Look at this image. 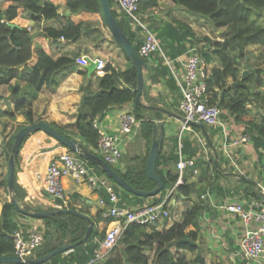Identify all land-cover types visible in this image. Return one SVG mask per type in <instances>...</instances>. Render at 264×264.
I'll return each instance as SVG.
<instances>
[{
  "label": "trees",
  "instance_id": "16d2710c",
  "mask_svg": "<svg viewBox=\"0 0 264 264\" xmlns=\"http://www.w3.org/2000/svg\"><path fill=\"white\" fill-rule=\"evenodd\" d=\"M62 1L70 13L98 14L103 27L106 28L102 20L100 0ZM169 1L190 15L207 19L217 31L224 29L221 30L220 40L213 41L207 37H195L188 25L172 19L160 23H150V28L156 37L167 39V55L170 58L185 53L187 51L185 43L187 42L190 47L196 41L204 42L198 53L207 62L210 61L211 55H215L219 62V67L210 69L206 79L211 103L217 102L218 107L226 110L235 122L245 125L246 132L249 133L251 139L257 145H261L264 139L262 116L264 111V68L251 66L250 70H245L240 77L238 73L247 46H260L264 50V0ZM109 3L112 6L111 0ZM154 5H156V0H140L139 11ZM112 13L116 19L115 13L113 11ZM24 14L29 15L34 22L56 19L59 14L57 6L53 3L40 4L36 0L0 1V87L7 85L10 91L9 96L16 99L13 113H7L0 109V118L14 119L15 114L20 113L26 117L29 124H32L31 103L37 98L41 88L50 86L54 89L68 75L77 71L74 58H51L47 53L50 43L61 37L76 39L81 32L85 35L98 33L94 37L97 41L103 38L99 37L98 30L89 26L87 22L70 25L61 30L44 28L38 34L31 36L27 30V22L23 19ZM116 21L138 55L136 34L130 31L129 25L121 23L117 19ZM11 25L13 26L11 27ZM111 40L115 44L112 37ZM123 56L129 67L119 70L107 62L103 70L104 73L101 76H95L97 91L91 92L89 81L80 87L82 96L74 123L63 127L53 123L48 125L71 139H75L74 136H76L83 153L99 157L95 151L98 134L92 127V120L111 107L132 104V113L140 120V135L146 140V152L144 156L131 158V162L124 167L123 171L113 169L132 188L149 191L156 187V182L148 179L145 173L148 146L153 134V122H151L153 118L143 116L142 111L143 109L145 111V107L134 106L136 71L126 56L124 54ZM157 67H149V75L153 81H156L157 76L161 74ZM152 69H155L157 73L153 75ZM13 78L23 80L24 84L20 85L16 80L13 85H9ZM227 78H231L232 83H240V85L227 84ZM141 95H146L145 88ZM246 104L258 109L257 114L252 116L251 109L246 108ZM153 113L157 120L161 119L160 113ZM23 127L18 126L15 133ZM193 128L198 129L195 126ZM15 133L10 139H14ZM29 135L31 134L23 138L20 147ZM4 146L10 153L12 147L10 141H7ZM79 157L97 172L99 171L95 163L86 160L82 155ZM176 159L175 152L167 156H164L161 151L159 152L155 172L163 183L162 190L171 188L177 180V174L172 173L169 169V165ZM211 168L216 173L214 164ZM0 186L4 188L6 195V199L3 202L0 201V256H7L14 254L12 233L17 228L15 216L22 214L15 211L12 198L16 200L19 209L27 213L56 211L57 209H41L25 204L23 202L25 192L16 183L15 170L11 194L8 190L7 173L0 182ZM202 189L203 186L197 187L193 183L184 181L181 185L176 186L172 194L174 202L169 214L171 226L166 230H158L155 226L126 225L116 246L103 264H216L210 257L198 253L197 240L201 233L205 205L198 198L189 205L185 203L191 194L199 195ZM119 193L121 192L119 191ZM122 193L124 197L130 196L136 200L149 198L136 196L129 192ZM252 195V197L258 196L256 193H252ZM67 209L75 210L84 217L71 213H54L40 219L44 226V240L30 259L39 258L58 246L77 242L84 236L88 221L92 223V230L87 240L68 251V257L60 253L47 262L51 264H83L91 257L97 246L95 239L101 240L105 233V226L99 230L98 223L104 222L106 225L111 221V218L102 217L103 210L98 211L95 216H90L74 206H69ZM53 234L56 236L54 237Z\"/></svg>",
  "mask_w": 264,
  "mask_h": 264
},
{
  "label": "crops",
  "instance_id": "0c3cea01",
  "mask_svg": "<svg viewBox=\"0 0 264 264\" xmlns=\"http://www.w3.org/2000/svg\"><path fill=\"white\" fill-rule=\"evenodd\" d=\"M60 3H63L65 6L63 1L57 3L54 2L53 4ZM63 9H65L64 12H62V9H57L59 14L58 18L49 21H39L40 31L44 28L61 30L68 28L70 25H78L88 21H91L92 23L98 16V14L85 12L73 14L69 12L66 6ZM111 9H113V5L111 6ZM174 9L175 10L172 11L169 16L165 17H147L145 14L142 16L147 17L149 23H160L171 19L184 23L191 28L194 36L198 38L199 34L197 26L200 23L201 18L188 14L180 7ZM23 19L28 25H33L36 28V22L32 21L29 15L24 14ZM119 20H122L128 25L125 18H119ZM92 27H94V24ZM102 31L103 30H101V33ZM221 32V30L216 31L217 40H220L219 36L221 35ZM72 34H75V32H72ZM90 36L92 35H85L81 32L76 39L60 38L56 41H52L49 45L47 53L52 59H57L59 57L73 59L79 55H88L91 57L98 56L114 66L111 61L107 60V55L105 54H101L99 52L86 53L87 51H85L84 47L86 46V41ZM106 38V34H103L102 41L104 43H108ZM203 44V41H196L190 47L188 42L185 43L187 51L171 58L172 71L163 65L159 59L151 61L154 63L153 68L158 66L157 69L161 73L157 76L156 81L151 80L147 69H142L146 95H141L140 100L142 104L147 106L143 116L153 118L156 123L163 122L164 132L160 151L164 156L175 152L177 134L182 122L178 118L181 117V114L177 110V106L181 98L179 82L183 76L184 61L190 53H198ZM117 49H119L122 54L120 48L117 47ZM247 49L248 46L245 48V57H247ZM109 54L116 61L117 67L114 66L115 69L125 70L129 67V64L123 54L120 55L118 51H116V48ZM209 59L210 61H206L209 71L212 68L219 67V62L215 55H211ZM76 70L77 71L68 75L56 88L53 89L50 86H43L41 88L37 98L31 103L32 123L41 121L47 124L53 123L59 127H63L75 122L77 108L82 96L80 87L86 85L87 81H89V88L91 92H95L98 89L95 77L98 75L92 73L87 76L85 70L78 67ZM244 71L245 70L240 73L239 69L238 76L240 77ZM151 72L153 75L157 73L155 69H152ZM16 80L20 85L24 84L23 80L13 78L9 82V85H13ZM226 82L227 84H231L232 79L227 78ZM9 94L10 91L8 86L2 85L0 87V109L7 113H13L16 99L9 96ZM249 108L251 109V114L255 108L253 106H250ZM132 109V104H123L107 109L102 115L96 117L99 127L105 132L112 134L117 133L119 128V115L122 112H132ZM220 111L221 119L226 127L225 139L217 127L203 126V130L199 128L194 129L196 132L200 131L202 136L206 139V147L201 148L196 140L191 139V135L189 133L183 134V155L187 158L197 156L194 170L188 169L184 173L183 181L185 183H193L197 187L203 186L199 195L208 189L212 193V198L214 200V204L202 201L206 209L202 215L201 233L197 240L199 251L201 252V250H204L209 256L215 255L218 259L226 262V264H241L232 256L236 250V241L240 234V229L238 228L240 224L233 217H230L219 209V206L223 202L227 201V198L230 196L235 199L249 198L253 196L252 193H256V185H254L255 182L264 184V145L263 143L261 145H257L250 137L248 142L240 144V146L238 145L237 148L232 147L230 145L232 140L236 139L241 134L246 133L249 135V133L246 132L245 125L235 122L226 110L220 108ZM153 112L160 113L161 119L157 120L155 113ZM27 125H29V123L26 117L20 113H16L14 119H10L8 117L0 118V140L5 133L12 132L18 126ZM139 126L135 129V131L123 138L121 143V156L131 152V149H133L134 146L138 147V157L145 155L146 140L140 135ZM43 133V131L31 133L18 150L15 165V178L16 182L24 190L25 196L29 198V206L34 207L35 205H49L54 208V204L48 202L42 191L44 171L50 160L56 158L59 154L64 152L66 148L54 138ZM52 141L56 142L53 144ZM136 144L139 146H136ZM228 144L231 152L234 154L233 163L235 167H233V164L225 160L223 154V145L227 146ZM144 147L145 152H143ZM137 155L138 154L135 152L133 156L131 155L130 160ZM130 160L127 164L131 162ZM174 164L175 162H172L169 165V169L172 173H176ZM212 164L215 165L216 173H214L211 168ZM116 166V169L122 171L124 170L119 162ZM1 181L2 180L0 178V182ZM62 183L67 196L68 207L74 206L76 208H80L84 213H87L90 216H95L98 211L102 210V208H100L96 203L98 194L91 192L86 184L75 183L69 177L62 178ZM244 183L248 184L245 185ZM241 184L247 189H243ZM249 187L250 189H248ZM1 188L3 187L0 186V194L2 190ZM118 195L120 203L131 208L147 201L154 202L158 200L153 197L136 200L130 196L124 197L119 192ZM199 195L191 194V197L187 201L191 203L194 197V201H196ZM33 199L35 201V205L31 202ZM0 201L3 202L4 200L0 198ZM173 202L174 199H172L171 204H173ZM15 221L17 226L21 228L43 225L42 220L22 214H17L15 216ZM171 224V222H168V227H170ZM104 226V222L98 223L99 230ZM156 228L159 230L161 226L158 225ZM63 256L68 257V253H63ZM48 264L51 263L48 262Z\"/></svg>",
  "mask_w": 264,
  "mask_h": 264
},
{
  "label": "built area",
  "instance_id": "2783aa9c",
  "mask_svg": "<svg viewBox=\"0 0 264 264\" xmlns=\"http://www.w3.org/2000/svg\"><path fill=\"white\" fill-rule=\"evenodd\" d=\"M42 3H54V0H36ZM112 11L116 18H125L130 30L136 34L138 42V56L146 59L149 67H153L154 59L172 71V60L167 55V39L155 36L150 28L147 17L140 14V0H111ZM30 32V27H27ZM62 39V37H61ZM88 60L95 63L94 72L101 76L104 72L106 61L98 56L79 55L74 58L76 66L82 70L88 64ZM149 72V69H147ZM209 75L208 65L199 53L187 55L183 64V76L179 82L180 101L177 110L181 114L182 122L177 134L175 153L177 159L174 167L177 180L171 188L166 190L164 196L157 201H147L136 207H128L120 203L118 191L107 177L100 175L90 167L85 160L81 159L68 149L50 160L44 171L42 191L48 202L54 204L55 209L68 207L62 178L69 177L75 183H84L87 187L98 194L97 205L102 208V217L111 218L105 225L104 237L95 239L97 243L91 257L83 264H103L117 244L118 238L124 227L128 224L143 225L146 227L162 226L170 221L171 201L174 188L183 183L184 173L188 169L194 170L197 156L187 158L183 155V134L189 133L192 140H196L201 148L206 147V139L201 132L189 122L199 123L207 127H217L226 138V127L221 119V111L217 102L211 103V95L207 91L206 79ZM246 108L250 105L246 104ZM264 119V111L262 112ZM140 125L132 112H122L119 115V128L117 133H108L99 127L97 119L92 120V127L97 131L95 151L98 156L108 165L117 164L121 158V143L123 138L135 131ZM250 140L246 133L232 140L230 145L237 146ZM264 145V139H263ZM223 154L227 162L233 164L234 154L229 144L223 145ZM257 197L235 199L231 196L223 202L219 209L233 217L240 224V234L236 241V250L232 256L241 264H264V184L255 182ZM99 192V193H98ZM154 198V197H153ZM198 199L203 202L214 204L212 193L206 189ZM14 243V255L22 259L30 258L40 248L44 240V226H17L12 233Z\"/></svg>",
  "mask_w": 264,
  "mask_h": 264
},
{
  "label": "water",
  "instance_id": "95a60500",
  "mask_svg": "<svg viewBox=\"0 0 264 264\" xmlns=\"http://www.w3.org/2000/svg\"><path fill=\"white\" fill-rule=\"evenodd\" d=\"M100 6H101V14H102V20H103L104 26L106 27L109 35L118 45L122 53L130 61V63L133 65L136 71V95H135L134 102H133L134 106L140 105V106L147 108V106L142 104L140 98H141V93L144 89L142 69L143 68L149 69L148 64L144 59L140 58L135 53L130 40L124 34L122 29L119 27L115 17L113 16L109 0H100ZM12 26L13 25H11V27ZM94 68H95V63L92 60H88V64L84 67V70L87 76L91 75L94 72ZM237 85H240V83H233V86H237ZM178 118L182 121L181 117H178ZM151 122H153V128H152L153 134H152L151 144L148 149V153L146 157L145 173L148 179L156 182V187L154 189L149 190V191H141V190L132 188L125 181H123V179L117 174V172L110 165L106 164L100 157L90 156L88 154L83 153L79 147V143L77 140L71 139L53 130L47 123L40 121V122H35L27 126H24L21 130H19L14 135V142L12 144L10 155L7 161V182H8L9 193L11 194V191H12L14 170H15V165H16V156L18 154V150H19V147H20V144L23 138L26 135L31 134L33 132L43 131L50 137L54 138L57 142H59L62 146H64L69 151L75 154H78V155H82L86 160L95 163L97 167L104 173V175L108 179L113 181L116 185L121 187L123 190L133 195L140 196V197H153L156 194H158L163 188V183L161 181V178L155 172V167H156L155 164H156V159L159 155V152L162 146L164 124L163 122L156 123L154 122L153 119H151ZM189 125L195 126L203 130L202 124L189 122ZM12 203H13V206L16 212H20L24 215H28L30 217L37 218V219L45 218L54 213H57V214L71 213V214H75L76 216L84 217V215L78 213L77 211L67 209V208L58 209L56 211L27 213L19 209L16 200L13 198H12ZM91 230H92V223L88 221V227L84 233V236L77 242H74L72 244H65V245L58 246L39 258L22 259L19 256L14 255V254L7 255V256H0V264H45L55 255L71 251L77 245L83 244L89 237Z\"/></svg>",
  "mask_w": 264,
  "mask_h": 264
},
{
  "label": "rangeland",
  "instance_id": "374dc122",
  "mask_svg": "<svg viewBox=\"0 0 264 264\" xmlns=\"http://www.w3.org/2000/svg\"><path fill=\"white\" fill-rule=\"evenodd\" d=\"M53 2H55V3L62 2V0H54ZM54 5L57 6V9L58 10L62 9V12H64L65 9H63V8H65V6L63 5V3L62 4L61 3L60 4H54ZM177 7L178 6L174 5L173 3H171L168 0H156V5L151 6L150 8H147L146 10L140 11V14L141 15H144L145 14L147 17H151V16L165 17V16H169L171 14V12L175 10L174 8H177ZM89 16H91V15H89ZM117 20L120 21L121 23L123 22V21H121L119 19H117ZM87 23L91 27L94 24V27H92V28L98 30L99 35H100L99 37L103 38V34H106V36H107L106 40H107L108 43H104L102 41L103 39L97 41L96 39H94V37L98 33H91L89 35H92V36H90L87 39V41H86L87 44L84 47L85 48V51H87L86 53L88 54V53H94V52L96 53V52H99L101 54H105V55H107V60L108 61H111L114 64V66L117 67V64H116L115 59L113 57H111V55L109 53L113 52V49L116 48V51H118V53L120 55H122V54L119 51V49H117V47H116L118 45L116 43L114 44L113 41L110 39L111 37H110L107 29L103 27L102 21H101L100 17L97 16L93 20L92 23H91V21H88ZM35 24H36V28L33 25H28L27 24V26L30 27V32L29 33H30L31 36H34V35H36V34H38L40 32L39 22H36ZM101 30H103L102 33H101ZM197 30H198V34H199V37L200 38L207 37V38H209L210 40H213V41L214 40H217L216 39V36H217L216 31L217 30L212 26V24L207 19L201 18V21H200V23L197 26ZM221 30H224V29H221ZM246 56L247 57H245L243 59L242 63H240V65H239L240 73L243 70H250V67L251 66L252 67H255V68H258V67L259 68H264V50L261 49L260 46H253V45L252 46H248V49L246 51ZM257 112H258V109L255 108L251 112V115L254 116L255 114H257ZM143 113H144V109L142 111V114ZM16 129H17V127H16ZM16 129H14L12 132L5 133L2 136L1 140H0V178H1V180L4 179V177H5L6 173H7V161H8L9 155H10V153L8 152V150L5 148L4 145H5V143L7 141L8 142L10 141V143L13 144L14 139H10V137L16 132ZM71 130L74 132L73 129H71ZM43 134L46 135V133H43ZM74 138L76 140L78 139L76 136H74ZM54 142H56V141H52L53 144H54ZM150 144H149L148 148L150 147ZM136 146H139V145L136 144ZM137 150H138V147H135L134 146L133 149H131V152H129L128 154H125V155L121 156V158L119 160V163H120V165L123 168H124V166H126V164L128 163V161L130 160L131 155L133 156L134 153L136 152L138 154L137 156H139V153H138ZM143 152H145V147H144V151ZM16 159H17V156H16ZM116 165L117 164H113V165H111V167L112 168H117ZM15 169H16V166H15ZM98 173L100 175H104V173L100 169H99ZM108 180L111 182V184H113V186L116 188V190L118 192L119 191L121 192L122 195H123L122 192L127 193V191L123 190L121 187H119L118 185H116L113 181H111L110 179H108ZM244 184L246 185L248 183H244ZM17 185L20 187V185L18 183H17ZM241 187H243V189H247V188H244V186L242 184H241ZM1 189L2 190H1L0 198L3 199V200H5L6 199V197H5L6 195H5V192H4V188H1ZM248 189H250V187ZM166 190H167V188L164 189V190H161L158 194H156L153 197L156 198V199L162 198L164 196V194L166 193ZM28 199L29 198L27 196H24L23 202L25 204H29L30 202H28L29 201ZM194 200H195V197L192 200V202H194ZM31 202L33 203V205H35L34 199ZM185 203L188 204V205L190 204V202H188V201H185ZM34 207L35 208L38 207V208H41V209H49V208H52L49 205H40V206L39 205H35ZM169 222H171V221H169ZM167 227H168V223H164L159 230H166V229L169 228V227L168 228ZM53 236L55 237L56 235L53 234ZM198 253H200L201 255H204L206 257L207 256L210 257L212 259V261L214 263H216V264H226V262L222 261L221 259H218L215 255H210L209 256L204 250H201V252L198 251ZM45 264H48V262L45 263Z\"/></svg>",
  "mask_w": 264,
  "mask_h": 264
}]
</instances>
